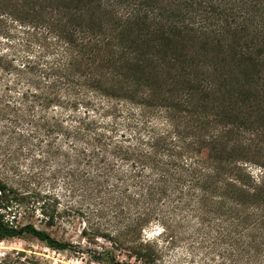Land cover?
<instances>
[{
  "label": "trees",
  "instance_id": "trees-1",
  "mask_svg": "<svg viewBox=\"0 0 264 264\" xmlns=\"http://www.w3.org/2000/svg\"><path fill=\"white\" fill-rule=\"evenodd\" d=\"M20 157L110 215L97 262L264 264V0H0V241L73 249L6 221Z\"/></svg>",
  "mask_w": 264,
  "mask_h": 264
},
{
  "label": "rangeland",
  "instance_id": "rangeland-1",
  "mask_svg": "<svg viewBox=\"0 0 264 264\" xmlns=\"http://www.w3.org/2000/svg\"><path fill=\"white\" fill-rule=\"evenodd\" d=\"M15 163L20 165L21 173L26 175L36 165L35 172L41 178L34 179L32 186L21 187L9 176V184L13 186L16 200L14 199L9 210L6 211V221L19 229L26 225H34L37 229L46 231L56 240L70 243L73 245V249L55 250L32 235L24 233L10 240L0 241V260L18 261L20 264H110L107 260L95 261L92 254L95 251L103 253L111 251V243L99 238L98 233L112 234L115 224L111 221L110 215H100L97 212L100 207L94 198L82 203L80 191L69 190L73 188L69 187L67 183L73 179L67 178L68 165L61 159L55 158L46 165V174L40 175V163L35 162L33 157L17 158ZM248 169L256 180L261 178L262 173L258 167L249 165ZM3 173L0 172V179L5 178ZM41 201L47 202L49 212L56 214V219L52 224L41 212L40 207L43 204ZM160 230L161 227L154 224L147 229L145 234L148 238L154 239ZM160 242L164 245L161 239ZM184 247L185 245H180V248L165 251L164 263L202 264L201 261L204 258L200 253L197 257H193L190 255V251L188 252ZM115 253L116 263L137 264L127 256L126 251H116Z\"/></svg>",
  "mask_w": 264,
  "mask_h": 264
}]
</instances>
